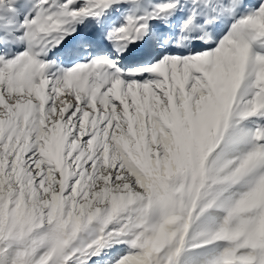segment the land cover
Here are the masks:
<instances>
[{
    "label": "snow or ice",
    "instance_id": "obj_1",
    "mask_svg": "<svg viewBox=\"0 0 264 264\" xmlns=\"http://www.w3.org/2000/svg\"><path fill=\"white\" fill-rule=\"evenodd\" d=\"M89 261L264 264V0H0V264Z\"/></svg>",
    "mask_w": 264,
    "mask_h": 264
},
{
    "label": "rangeland",
    "instance_id": "obj_2",
    "mask_svg": "<svg viewBox=\"0 0 264 264\" xmlns=\"http://www.w3.org/2000/svg\"><path fill=\"white\" fill-rule=\"evenodd\" d=\"M93 259H95V258H93ZM89 264H92V261H89Z\"/></svg>",
    "mask_w": 264,
    "mask_h": 264
}]
</instances>
